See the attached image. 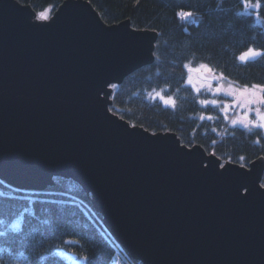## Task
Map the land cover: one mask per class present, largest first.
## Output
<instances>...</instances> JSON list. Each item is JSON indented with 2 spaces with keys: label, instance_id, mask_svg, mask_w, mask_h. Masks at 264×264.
<instances>
[{
  "label": "water",
  "instance_id": "water-1",
  "mask_svg": "<svg viewBox=\"0 0 264 264\" xmlns=\"http://www.w3.org/2000/svg\"><path fill=\"white\" fill-rule=\"evenodd\" d=\"M158 38L107 23L89 0H64L47 21L0 0V180H74L141 264H264V156L224 162L111 110L110 85L153 64Z\"/></svg>",
  "mask_w": 264,
  "mask_h": 264
},
{
  "label": "trees",
  "instance_id": "trees-1",
  "mask_svg": "<svg viewBox=\"0 0 264 264\" xmlns=\"http://www.w3.org/2000/svg\"><path fill=\"white\" fill-rule=\"evenodd\" d=\"M19 1L38 14L48 10L51 16L64 0ZM89 1L107 23L130 19L135 28L159 33L158 59L117 84L113 112L153 132L174 131L183 143L201 144L224 162L248 165L264 156V134L259 130L232 127L211 107L208 112L217 119L200 121L205 109L194 102L192 90L181 79L182 64L191 61L208 64L241 86L264 84V58L247 63L238 59L251 45L264 47V3L257 18L255 13L238 15L244 12L242 0ZM181 9L192 11L194 19L179 17ZM161 90L176 97L175 108L154 98ZM0 220V264H76L79 260L73 257L84 256L91 264H141L109 234L86 192L72 179L57 177L42 191L18 189L0 180ZM18 220L19 227L12 229Z\"/></svg>",
  "mask_w": 264,
  "mask_h": 264
},
{
  "label": "snow or ice",
  "instance_id": "snow-or-ice-1",
  "mask_svg": "<svg viewBox=\"0 0 264 264\" xmlns=\"http://www.w3.org/2000/svg\"><path fill=\"white\" fill-rule=\"evenodd\" d=\"M262 3H264V0H254V2L253 0H242L244 12L238 13V15L251 16L255 13L256 17L259 18ZM177 15L185 21L194 19L192 11L181 9L177 12ZM40 19L47 21L49 17L41 13ZM150 56L153 62L158 59L154 48ZM259 58H264V47L257 48L254 45L247 47L238 57L244 63L255 61ZM182 67L185 72L181 76L184 86L192 90L194 102L205 109V111L199 114L200 121H213L217 119V117L209 114L208 109L211 107L217 110L232 127L239 125L249 131L259 130L264 134V84H245L238 87L223 72H218L205 63H200L196 68H193L191 61H189L183 63ZM193 72L197 74L203 73V76L197 75L194 78ZM117 86L115 83L110 85L113 89L117 88ZM176 91L179 92V89H176ZM109 95L111 94L109 93ZM221 96L226 97V99H219L218 97ZM154 98L161 100L169 107L175 108L177 106L176 97L174 95L165 96L163 90L155 92ZM131 127L135 128L136 125H131ZM256 143H260L259 137H257ZM190 146L186 145V147ZM212 155L215 156V152ZM240 159L244 160L245 158L242 156ZM215 162L219 168H225V165L220 163L219 160ZM260 162L264 164V157L260 158ZM203 166L207 167V165ZM259 186L264 188V184H260ZM244 191L247 193L248 189L245 188ZM3 223L4 221L0 220V224ZM20 223L21 221L18 220L16 223L11 224V228L17 229ZM0 235H3V232H0ZM82 261L83 264H91L90 257L88 256L82 257Z\"/></svg>",
  "mask_w": 264,
  "mask_h": 264
},
{
  "label": "rangeland",
  "instance_id": "rangeland-1",
  "mask_svg": "<svg viewBox=\"0 0 264 264\" xmlns=\"http://www.w3.org/2000/svg\"><path fill=\"white\" fill-rule=\"evenodd\" d=\"M45 15H47L48 17H49V11L47 10V11H45V12H43ZM39 18H40V14H39V16H38ZM196 66L197 65H192V67L193 68H196ZM193 74V76H194V78L197 76V75H199V74H197V73H195V72H193L192 73ZM231 82H233V81H231ZM236 86H241V85H239V84H237V83H235V82H233ZM222 97V98H221ZM221 97H218L219 99H226V97H223V96H221ZM254 118V117H253ZM74 259H77V260H79V261H77L76 262V264H83V261H82V258H77V257H73ZM72 261V260H71ZM73 264H75L74 262H72Z\"/></svg>",
  "mask_w": 264,
  "mask_h": 264
}]
</instances>
